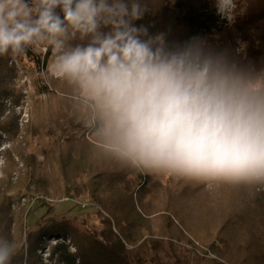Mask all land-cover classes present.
<instances>
[{
  "label": "clouds",
  "instance_id": "obj_1",
  "mask_svg": "<svg viewBox=\"0 0 264 264\" xmlns=\"http://www.w3.org/2000/svg\"><path fill=\"white\" fill-rule=\"evenodd\" d=\"M166 0H0V56L50 50L93 150L142 173L264 185V65L247 44L178 40L145 23ZM229 26L247 0H213ZM15 247L0 238V264Z\"/></svg>",
  "mask_w": 264,
  "mask_h": 264
},
{
  "label": "trees",
  "instance_id": "obj_2",
  "mask_svg": "<svg viewBox=\"0 0 264 264\" xmlns=\"http://www.w3.org/2000/svg\"><path fill=\"white\" fill-rule=\"evenodd\" d=\"M158 14L149 22L153 31H167L178 40L200 35L221 48L234 49L240 40L247 44V59L264 65V0H247L246 12L229 27L216 15L213 0H176L171 10L163 8ZM49 57L50 50L41 56L30 49L15 58L28 60L41 70L46 68ZM11 59V55L0 56V116L4 113L3 102L14 105L18 100L12 87L14 68L8 65ZM46 93L48 89L43 85L41 94ZM9 119L1 122L0 128L13 136L16 126ZM63 122L57 140L41 153L45 161H37V156L25 150L16 151L23 167L16 181L12 174L18 163L8 159L5 177L0 181V238L17 245V238L10 232L14 216L9 211L12 198L8 193L14 192L17 197L32 193L86 195L100 209L95 213L102 229L81 231L76 217L58 218L54 207L48 206L44 217L31 226L28 253H35L42 236L63 233L74 240L77 249V254L68 253L63 245L54 249L65 264H76L77 255L80 264H190L189 253L195 255L198 250L206 259L214 255L216 258L209 259L212 264H264L263 199L256 197L249 206L243 204L233 213L228 206L213 221H207L210 209L200 206L197 222L193 221L196 205L192 216L191 210L182 211L188 196L181 193L175 207L158 205L156 199L164 196L168 190H162L167 188L159 187L148 173L102 158L84 135L69 134L78 123L73 125L70 118ZM40 128L46 126L38 127L37 132ZM53 166L59 170L57 177L46 170ZM200 231H209L208 238H199ZM191 235L203 243L200 249ZM216 241L221 249L216 247ZM23 253V248H15L10 264H22Z\"/></svg>",
  "mask_w": 264,
  "mask_h": 264
},
{
  "label": "rangeland",
  "instance_id": "obj_3",
  "mask_svg": "<svg viewBox=\"0 0 264 264\" xmlns=\"http://www.w3.org/2000/svg\"><path fill=\"white\" fill-rule=\"evenodd\" d=\"M175 2L176 0H166V3L161 9L166 8L171 10ZM158 13L155 15V18L159 15ZM153 18L154 17H147L145 23L153 21ZM37 52L41 56H44L46 53V51ZM51 55L52 53L50 51V57L45 66L46 68L51 60ZM8 65L14 68L12 87L14 92L18 94V100L15 101L14 105L3 102L4 111L2 112L4 113L0 116V123L4 122L5 119L9 117V120L16 126V131L13 136H11L0 128V181L5 177L8 159L12 158L16 164L18 163L15 172L12 174V180L16 181L19 174L22 173L23 167L16 154V151L19 149L25 150L28 154H34L37 156L36 158L39 162L45 161L44 156L41 154L42 151L48 148L53 140H57L59 134L58 128L63 126V121L69 118L74 120L73 125L78 123V127L70 129L73 131L69 134H71V136L84 135V138L91 145V141L86 134H84L85 131L80 118L68 99V89L62 82L57 81L55 78L45 79L37 76V72L43 71L46 68L37 70L33 64L25 59L20 61V59L12 57ZM42 84L47 87L48 93L41 94V90H43ZM41 126H46V128H40L37 132L38 127ZM34 131L38 134L33 135ZM66 134L69 135L68 132ZM46 170L52 177L58 176L59 170L57 166L46 168ZM148 174L159 187L167 188L162 190L163 192L168 190L164 196H159V198L156 199L157 204L161 205V203H168L174 207L178 206L179 195L183 193L189 197L187 199V205L189 207L187 208V205L184 204L182 211L183 213H188V211L191 210L192 216V207L196 205L193 214V221L196 222V215L198 213V207L200 206L210 209L208 214L209 219L207 221H213V219L228 206L231 207L233 213V209L243 206V204L249 206L256 197L260 198V200H264V185H255L254 188H252V185H210L162 174ZM187 190L190 192L186 193ZM64 196L67 195H65V193H59L48 196L40 193H32L17 197L14 192L8 193V197L12 198L9 211L11 215L14 216L10 226V232L12 236L17 238V245L14 247L17 249L23 248L24 250L22 264H65V262L60 259L59 254L54 251L59 245H63L68 253L77 254L74 240L63 233L42 236L35 253H28V235L32 229L31 226L44 217L48 206L54 207V216L58 218L76 217V221L79 222L77 227H79L81 231L102 229L100 219L95 213L96 211H100L98 207L88 206L85 209H80L74 204L48 203L44 200V198L59 199ZM68 196L77 198L78 200H86L91 203L86 195L73 194ZM34 198L39 199L31 204ZM19 225H21L20 231H18ZM64 230L63 228L61 229V231ZM208 232L209 231H200L199 238L207 239ZM191 239L195 247L200 249L201 244H203L199 241L200 239L192 238V235ZM216 247L219 249L222 248L220 242L216 241ZM198 251L197 254H195L196 256L189 253L188 260L190 264H212L209 259H213L212 256L215 257L214 255L207 256L208 259H206V257L202 256ZM75 259V263L80 264L78 255L75 256Z\"/></svg>",
  "mask_w": 264,
  "mask_h": 264
},
{
  "label": "built area",
  "instance_id": "obj_4",
  "mask_svg": "<svg viewBox=\"0 0 264 264\" xmlns=\"http://www.w3.org/2000/svg\"><path fill=\"white\" fill-rule=\"evenodd\" d=\"M216 13V11H215ZM217 15V14H216ZM218 16V15H217ZM219 17V16H218ZM220 20H222L220 17H219ZM224 21V20H222ZM226 24L227 22L224 21ZM240 41V40H238ZM237 44V43H236ZM238 45H236L237 47ZM37 199L39 198H34L33 201L31 202V204H33V202H35V200L37 201ZM45 201H47L48 203H56V204H60V203H69V204H74L76 206H78L80 209H85L86 207L88 206H92V207H95L94 204L92 203H89L88 201L86 200H78L77 198H73L71 196H64V197H61L59 199H49V198H44ZM59 239V238H57ZM211 256V255H210ZM212 258H215L212 256Z\"/></svg>",
  "mask_w": 264,
  "mask_h": 264
}]
</instances>
